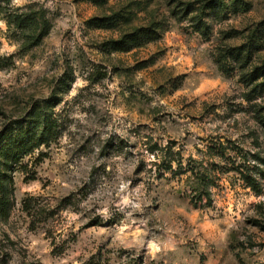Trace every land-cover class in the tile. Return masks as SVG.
Instances as JSON below:
<instances>
[{"label": "rangeland", "instance_id": "1", "mask_svg": "<svg viewBox=\"0 0 264 264\" xmlns=\"http://www.w3.org/2000/svg\"><path fill=\"white\" fill-rule=\"evenodd\" d=\"M0 184V264H264V0H0Z\"/></svg>", "mask_w": 264, "mask_h": 264}, {"label": "trees", "instance_id": "2", "mask_svg": "<svg viewBox=\"0 0 264 264\" xmlns=\"http://www.w3.org/2000/svg\"><path fill=\"white\" fill-rule=\"evenodd\" d=\"M143 32H145L143 30ZM44 37V36H43ZM240 49H237L236 51H239ZM224 61L225 60H218V63L223 66L224 65ZM253 77L259 76L257 73H255V71L252 73ZM36 111V112H35ZM34 111V117L35 120L39 121L40 125L44 126V129L42 130V132H40L39 134L37 132H35V134H32L33 136L28 140V145L25 146V148L22 149V156H29L30 154H32L36 149L44 146L45 144H47L49 142V136L51 134V128L49 126L50 124V119L46 118V120L43 119L41 112H43V110L41 109H35ZM242 177L244 179V181L246 183H248V185L250 186H254L255 185V180L252 178V176L250 175H245L242 174ZM200 182V184L197 186V190H195V192L197 193V195L199 194V190L203 189L206 191V187L208 186V184L211 182L209 180V177H206L204 175L199 176L197 178V183ZM206 199H208L209 202H211L212 198H211V193L206 192ZM195 198V197H194ZM198 201H203V197L201 194H199V197L197 198ZM7 209H8V200L6 195L4 194V188L2 186V184H0V212L2 213V215H6L7 213Z\"/></svg>", "mask_w": 264, "mask_h": 264}]
</instances>
